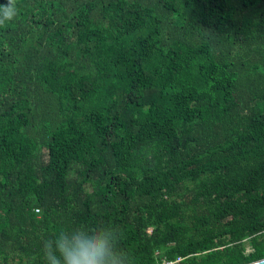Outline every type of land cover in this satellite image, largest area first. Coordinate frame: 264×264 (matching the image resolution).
I'll return each mask as SVG.
<instances>
[{"label": "trees", "instance_id": "16d2710c", "mask_svg": "<svg viewBox=\"0 0 264 264\" xmlns=\"http://www.w3.org/2000/svg\"><path fill=\"white\" fill-rule=\"evenodd\" d=\"M15 7L0 25V264H45V240L96 224L134 264L264 258V0Z\"/></svg>", "mask_w": 264, "mask_h": 264}, {"label": "clouds", "instance_id": "9594fccd", "mask_svg": "<svg viewBox=\"0 0 264 264\" xmlns=\"http://www.w3.org/2000/svg\"><path fill=\"white\" fill-rule=\"evenodd\" d=\"M18 14L15 0L0 5V25ZM120 231L109 224L76 226L59 231L43 243L45 264H134L120 246Z\"/></svg>", "mask_w": 264, "mask_h": 264}, {"label": "built area", "instance_id": "2783aa9c", "mask_svg": "<svg viewBox=\"0 0 264 264\" xmlns=\"http://www.w3.org/2000/svg\"><path fill=\"white\" fill-rule=\"evenodd\" d=\"M182 260L181 256H176L172 259L162 258L158 264H182Z\"/></svg>", "mask_w": 264, "mask_h": 264}, {"label": "water", "instance_id": "95a60500", "mask_svg": "<svg viewBox=\"0 0 264 264\" xmlns=\"http://www.w3.org/2000/svg\"><path fill=\"white\" fill-rule=\"evenodd\" d=\"M245 264H264V258L249 262V263H245Z\"/></svg>", "mask_w": 264, "mask_h": 264}]
</instances>
